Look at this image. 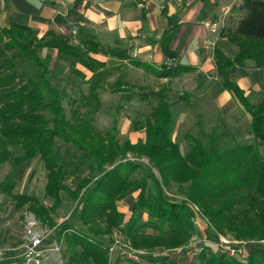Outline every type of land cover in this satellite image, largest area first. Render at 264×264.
<instances>
[{
    "label": "trees",
    "instance_id": "trees-1",
    "mask_svg": "<svg viewBox=\"0 0 264 264\" xmlns=\"http://www.w3.org/2000/svg\"><path fill=\"white\" fill-rule=\"evenodd\" d=\"M241 9L244 16L229 37L238 47L237 54L230 59L213 49V59L222 88L232 92L250 116L252 142L226 146L218 113L210 131H200V139L185 135V154L172 139L174 120L168 89L164 85L157 90L135 87L126 80L123 70L128 66L120 65L124 62L169 80L192 70L180 64L175 54L169 53L155 69L131 59L120 49L103 48L87 27H80L74 37L52 30L39 37L38 31L30 27L0 26V166L8 164L11 169L0 182V194L11 201L15 211L25 209L41 226L54 230L45 243L63 246L65 264H108V246L102 237L120 226L117 202L133 193L137 196L124 231L135 248L182 246L195 232L192 218L199 219L201 213L217 234L246 242L242 254L245 259L218 253L210 241L197 260L187 264H264V253L248 249L250 244L264 242V151L260 149V144L264 145V100L257 105L243 101L229 79L231 68L245 61L264 68V0H242ZM39 50L52 51L68 60L71 73L86 82L87 94L78 92V97L70 100L66 90L54 87L49 59L40 57ZM89 54H103L114 63L106 68ZM78 63L92 73L88 80L76 71ZM27 65L35 67L36 74H31ZM198 79L200 88L203 81L199 74ZM106 89L113 94H133L152 105L148 119L138 126L134 123L136 131L143 130V141L119 142L110 131L101 133L94 127V116L101 106L99 92ZM67 100L69 118L64 107ZM56 140L87 156L94 168L73 189L66 185L68 171L57 156ZM127 154L144 157L149 164L126 160ZM33 159L41 162L46 173L43 192L50 206L35 196L14 193L17 168ZM148 180L160 188L150 190ZM172 185L182 189L184 199L176 202L166 198L163 188ZM62 195L77 202L78 220L84 231L72 228L70 217L60 226L52 222L63 202ZM144 229L155 233L144 235ZM145 258L152 260L151 264H177L171 259Z\"/></svg>",
    "mask_w": 264,
    "mask_h": 264
},
{
    "label": "rangeland",
    "instance_id": "rangeland-1",
    "mask_svg": "<svg viewBox=\"0 0 264 264\" xmlns=\"http://www.w3.org/2000/svg\"><path fill=\"white\" fill-rule=\"evenodd\" d=\"M0 26H2V24H0ZM215 34H217V30ZM100 37L99 39H101ZM109 42L110 41L106 43ZM102 44L104 46H107L105 45V43ZM216 45L221 46L225 51L231 53L229 51V44H227L225 41H216L215 39L214 41H206L203 49V56L206 61L211 62L212 48ZM231 51H233V48L231 49ZM38 54L40 57L45 56L49 59L47 66L54 78L52 82L54 87H57L61 90H66L67 93H69L70 100L76 97L78 92H81L84 95L87 94L86 82L81 81L71 73V65H69L68 60L58 57L52 51L39 50ZM147 59L152 61L153 58L147 57ZM163 62L164 61H158L157 64L160 65ZM120 65L128 66L123 71L125 72L126 80L129 83H132L135 87H142L145 90H157L162 85H164L168 89L171 112L174 120L172 139L179 146L182 154H185V152L187 151V143L184 140L185 135L190 133L194 137L200 139V131H210L217 119L218 113L221 114V125L223 133L226 137V146H229L234 142H252V136L249 130L248 116L244 113L239 104H236L235 107H231L232 110L230 111V113L229 109L225 110V107L222 106L223 102L225 101L222 97L223 91L217 81L206 84L198 90L195 87L197 77L194 74L184 75L169 80H161L145 70L139 68L137 69L134 67L131 68L130 65L124 63ZM27 70L30 71L31 74H36L37 72V69L30 65H27ZM112 78H115V76ZM99 100L101 106L99 111L94 116L93 122L94 127L98 131H100L101 133L110 131L111 133H113V135H115L116 139L119 142L123 140H129L132 141V143L143 141V130L136 131L134 129V126L143 124L144 121L148 119L152 109V105L140 100L133 94L123 92L113 94L109 89L99 92ZM68 103V100L64 102V107L66 115L69 118L70 108ZM134 123H136V125ZM231 135H234V137L230 138ZM260 149L263 152L264 145L260 144ZM55 150L61 165L68 171L66 185L70 187V189L75 188L84 176L93 171L94 168L87 156L79 153L71 145H66L62 141L56 140ZM126 160L142 163L143 166H147L149 164L148 159L144 157L136 158L131 154H127ZM10 170L11 169L8 164L0 166V182ZM45 174L46 173L43 169V166L38 159H33L19 166L17 168V186L14 189V193H26L35 196L46 206H50L51 202L44 197L43 192L46 181ZM147 187L150 190H154L156 189V187L157 189L160 188V186L157 183L154 184L152 180H148ZM163 193L166 198L171 201L179 202L180 200L184 199L182 189L178 188L175 185L163 188ZM62 198L63 202L62 204H60L57 212L53 215L52 222L60 226L63 222H67L66 219L70 217L69 224L71 225V227L76 231H84L82 224H80L78 220V216L80 213L77 210V202L68 200L64 195H62ZM127 206L129 207L130 205ZM129 215V211H122V222L120 226L112 228L107 236L102 237V241L105 242L107 246L110 245L111 239L119 238L120 241L128 242L135 250L143 251L145 253L158 254V256L151 258L153 260L171 259L174 260L177 264H187L192 260H197V257L199 255L197 254L195 257H193L190 253L187 252V250L185 251L184 249H182V251H180L179 248H184L186 247V245H193V243L195 242L201 244V241L203 242L205 238L209 241H214L213 236H215L216 233L214 227L210 224L206 217L199 213V215L201 216L199 218V221H196L194 218H192L195 232L182 246L172 249L156 248L152 250L135 248L132 245L131 241L126 237L124 231ZM146 220L147 216H145L144 214L143 221ZM116 230H119L121 232V236L114 233V231ZM53 231V229L51 230L47 227L41 226L35 220L33 214L27 212L25 209L15 211L11 201L0 194V250L14 249V252L19 255L21 253V245L26 242L25 239L29 237V234L34 235L35 232H40L44 236L43 246L47 249V251L44 253L45 259L43 264H54V260L57 258H61L63 260V264H65L66 255L64 253L63 246H59V255H54L49 251L51 244L48 245L45 243V241L49 237H52V235L54 234ZM141 232H143L144 235L155 233L154 231H151L149 229H144ZM223 237L230 239L231 243L225 244L220 242L221 247L229 248L233 244L234 246H244L242 248H245L246 242L237 241L229 235ZM221 247H219L220 250ZM248 249L264 253V242L262 241L261 243L255 245L250 244ZM223 250L227 253L226 249ZM245 250L246 248L244 249V251ZM165 253L166 255H163ZM227 255L229 257L241 259V261L245 259H243L241 253H235L234 255H230L227 253ZM19 259L3 264H23V260L21 258ZM127 261L128 260H123L119 257L116 258V262L118 263L115 264H128ZM135 263L151 264L152 262L150 263L149 260H142L141 262ZM108 264H110L109 253Z\"/></svg>",
    "mask_w": 264,
    "mask_h": 264
},
{
    "label": "crops",
    "instance_id": "crops-1",
    "mask_svg": "<svg viewBox=\"0 0 264 264\" xmlns=\"http://www.w3.org/2000/svg\"><path fill=\"white\" fill-rule=\"evenodd\" d=\"M241 5L242 0H0V24L2 27L9 24L30 27L38 31L39 37L49 30L74 37L80 27H87L103 48L120 49L131 59L155 69L173 53L180 64L192 69L181 76L194 74L198 81V74L201 75L202 86L197 87V81L195 86L199 90L214 81L221 86L213 49H219L230 59L238 52L229 37L244 16ZM207 22L217 24V34L204 27ZM214 39L229 44L231 53L216 45L209 62L203 56V49L206 41ZM89 57L106 68L114 63L103 54H89ZM147 57H152V61ZM158 61L164 62L158 65ZM75 69L85 80L92 75L79 63ZM229 79L241 92L243 101L257 105L264 100V68H255L245 61L231 68ZM222 91L225 110L229 109L230 113L236 104L243 109L232 92H224L223 88ZM244 113L250 123V116ZM136 196L137 193H133L117 202L121 216L124 210L131 214Z\"/></svg>",
    "mask_w": 264,
    "mask_h": 264
},
{
    "label": "built area",
    "instance_id": "built-area-1",
    "mask_svg": "<svg viewBox=\"0 0 264 264\" xmlns=\"http://www.w3.org/2000/svg\"><path fill=\"white\" fill-rule=\"evenodd\" d=\"M204 27L209 30L211 33H215L217 30V24L207 22L204 24ZM168 64H170V61H167ZM195 211H199L196 206H194ZM196 221H199V219H195ZM40 232H35L34 235L29 234V237L25 239L26 242H24L23 245H21V253L17 255L14 252V249L11 250H0V264L5 261H13L16 259L21 258L23 260V264H43L44 262V253L47 251V249L43 246V234ZM117 235L121 236V232L119 230L114 231ZM214 241L211 242L217 247V250L219 252H225L223 249L227 250V253L230 255H234L235 253H241L243 254L244 249L242 247H238V245H231V247H221V243L229 244L231 243V240L223 237L220 234L215 233V236H213ZM119 239V238H117ZM117 239H111V243L108 246V253L110 254V264H115L116 258H122L123 260H128L131 262H141L142 260H146V256L156 257L158 254L155 253H145L143 251H138L132 248V246L126 242V241H120ZM210 242L208 239H204V241H201V244H198L197 242L193 243V245H186L184 248H179L180 251L184 249L187 250L188 253L191 254V256L195 257L197 254L200 255L205 250L206 243ZM237 244V243H236ZM243 244V243H241ZM221 247V250L219 249ZM243 250V251H242ZM50 252H52L54 255H59L60 249L59 246L53 242L50 245ZM116 251V252H115ZM122 251V252H119ZM14 253V254H13ZM115 253V255H114ZM163 255H166L163 254ZM168 257V256H165ZM20 260V259H19ZM54 264H63V260L61 258H57L54 260Z\"/></svg>",
    "mask_w": 264,
    "mask_h": 264
}]
</instances>
